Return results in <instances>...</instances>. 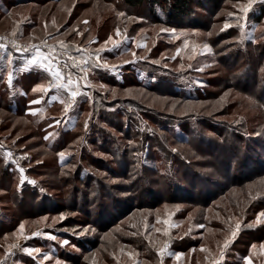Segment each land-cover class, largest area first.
Segmentation results:
<instances>
[{"label":"rangeland","instance_id":"374dc122","mask_svg":"<svg viewBox=\"0 0 264 264\" xmlns=\"http://www.w3.org/2000/svg\"><path fill=\"white\" fill-rule=\"evenodd\" d=\"M246 4L172 20L163 2L0 0V37L30 46L0 39L18 62L62 41L109 65L67 113L63 91L33 92L51 79L36 66L0 80V264H160V249L163 264H264V0Z\"/></svg>","mask_w":264,"mask_h":264},{"label":"snow or ice","instance_id":"6c2138e0","mask_svg":"<svg viewBox=\"0 0 264 264\" xmlns=\"http://www.w3.org/2000/svg\"><path fill=\"white\" fill-rule=\"evenodd\" d=\"M253 3V0H247L246 5H241L238 9L239 12L241 13H247L249 11V7ZM120 15H124V13H120ZM239 19H246V17H240ZM239 22V21H238ZM230 27L229 24H225V29ZM243 27V25L241 26ZM13 36L16 35V32H13ZM116 36L120 37L121 33L120 30H116ZM3 39V38H0ZM112 43L113 48L119 47V45L123 42L120 39H114L113 37H109V41L107 43ZM60 48L61 49H66V45L61 41L59 42ZM47 46V45H45ZM7 45L0 43V49H5L6 50ZM31 48L34 50L31 52V56L29 59H27V63L25 67H30V66H36L37 69L42 70L43 72H46L50 75L51 79L49 81L48 87H42V86H36L33 88V92H40L43 93L44 95H47L49 91L52 89H55L57 93H60L63 91L66 93V98H60V103H62L64 107V112L67 113L77 102V97L81 95H87V93H84L81 89V84L80 81L83 80L85 83V86H90V82L88 81L87 77L89 72L91 71L92 68H105L109 69V65H107L106 62L101 60L100 57V52L104 51V48L98 49L95 51V54L93 55L92 52L88 51L87 49H79L77 48L76 51H81L87 53V55H82L80 57H74L69 55V60H71L72 66L73 67H78L83 73L82 76L80 77H75L74 73L71 71H65L67 68V61H61L60 59V53L56 51L54 47H49L48 51L45 52L42 50L40 46L37 45H32ZM205 48H208L207 45H205ZM17 51H21L19 48H17ZM24 52H28L29 49H23ZM64 55H68V53L65 51L63 53ZM135 55V53H133ZM115 67V66H111ZM9 81L11 82V75H9ZM43 99V96L40 98ZM40 99L38 100H33L30 102V106L28 111L35 115V111L32 110L31 105L33 104H38L40 103ZM58 99L57 95H52L51 100L55 101ZM55 123L58 125L60 123L59 120L55 121ZM47 139V137H45ZM61 157H63L64 153H59ZM9 158L11 157V153H8ZM20 172L23 174L24 169L20 168ZM23 175H22V180H23ZM261 215H264V213H261ZM166 224L167 221H164ZM237 227H239L237 225ZM19 231L23 233L24 231V224L22 223L19 226ZM159 231V230H158ZM165 235H167V232H165ZM235 236V233L233 232L232 234ZM49 239L55 240V236L49 235ZM63 243L67 244L68 241H64ZM225 247L230 243L228 240H225ZM264 247V245H262ZM39 248H23V252H25L28 255H32L33 253H40ZM131 255V254H129ZM163 255H164V249H160V256H161V261L160 264H163ZM50 257L45 255L44 259L47 260ZM59 264V262H57Z\"/></svg>","mask_w":264,"mask_h":264},{"label":"trees","instance_id":"16d2710c","mask_svg":"<svg viewBox=\"0 0 264 264\" xmlns=\"http://www.w3.org/2000/svg\"><path fill=\"white\" fill-rule=\"evenodd\" d=\"M195 1H198V0H123V2L127 5V6H129V7H136V6H139L140 4H142V3H148V4H151V5H153V4H156V3H161V2H163L164 3V8H165V13H166V16L168 17V18H170V19H174V20H178V19H181V18H185L187 15H188V13H189V11L191 10V5H192V3H194ZM258 18L260 17V15L259 16H257ZM66 51V50H65ZM67 52H68V54L69 55H76V56H78V57H80L79 56V54H76L75 52L73 53V51L71 52V51H68L67 50ZM1 101V100H0ZM10 101H8L7 100V103H6V105L10 108H13V103H9ZM14 110V109H13ZM259 160V162H258V164L257 165H260V167L261 166H263L262 168V170H263V172H264V161H260V158L258 159ZM188 163V162H187ZM189 170V169H188ZM194 171V170H193ZM198 172V171H197ZM258 172H262V171H255V173H258ZM188 183H190V184H192L191 183V181H188L187 183H183V185L184 184H186V187H188L187 186V184ZM191 186V185H190ZM229 186V185H228ZM228 186H226V188L228 187ZM184 187V186H183ZM252 232V231H251ZM256 232V231H255Z\"/></svg>","mask_w":264,"mask_h":264},{"label":"crops","instance_id":"0c3cea01","mask_svg":"<svg viewBox=\"0 0 264 264\" xmlns=\"http://www.w3.org/2000/svg\"><path fill=\"white\" fill-rule=\"evenodd\" d=\"M13 56L8 53V51H6L5 49H2L0 51V80L4 81L5 83H7L8 85H12L15 86V84H17V76L19 74V70L17 69V67L20 64L26 65L27 61H19L18 59H21V57L18 56L17 53L13 52ZM25 57V56H24ZM9 75H11V82L9 81ZM49 75V74H48ZM17 86V85H16ZM16 93H9V103L12 102L13 97L15 96ZM12 97H11V96Z\"/></svg>","mask_w":264,"mask_h":264},{"label":"built area","instance_id":"2783aa9c","mask_svg":"<svg viewBox=\"0 0 264 264\" xmlns=\"http://www.w3.org/2000/svg\"><path fill=\"white\" fill-rule=\"evenodd\" d=\"M0 38H3V39H1V41H3L4 43H6L7 45H9V46H11V47H13V48H15V49H17V48H19L20 50H23V49H30V46H29V44L28 43H24V42H20V41H18L17 39H15V38H11V37H6V36H4V37H0ZM47 45V44H46ZM49 47H54L55 49H56V51L58 52V53H60L61 55H60V59L62 60V61H67V65L71 68V69H73V70H80L78 67H73L72 66V63H71V60H69V54L68 55H64L63 53L65 52V50L64 49H61L60 47H55L54 45H47L46 46V48H47V50L49 49ZM70 56H74V57H77L76 55H70Z\"/></svg>","mask_w":264,"mask_h":264}]
</instances>
